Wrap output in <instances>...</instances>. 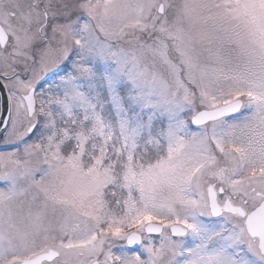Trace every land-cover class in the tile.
<instances>
[{
    "label": "snow or ice",
    "instance_id": "obj_1",
    "mask_svg": "<svg viewBox=\"0 0 264 264\" xmlns=\"http://www.w3.org/2000/svg\"><path fill=\"white\" fill-rule=\"evenodd\" d=\"M0 264H264V0H0Z\"/></svg>",
    "mask_w": 264,
    "mask_h": 264
}]
</instances>
